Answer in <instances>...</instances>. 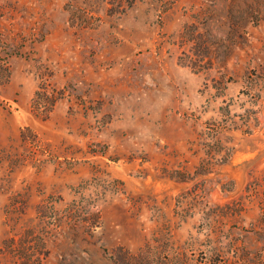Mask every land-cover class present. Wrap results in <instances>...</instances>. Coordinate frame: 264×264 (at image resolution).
<instances>
[{"label":"rangeland","instance_id":"1","mask_svg":"<svg viewBox=\"0 0 264 264\" xmlns=\"http://www.w3.org/2000/svg\"><path fill=\"white\" fill-rule=\"evenodd\" d=\"M18 253L264 264V0H0V264Z\"/></svg>","mask_w":264,"mask_h":264},{"label":"trees","instance_id":"2","mask_svg":"<svg viewBox=\"0 0 264 264\" xmlns=\"http://www.w3.org/2000/svg\"><path fill=\"white\" fill-rule=\"evenodd\" d=\"M45 100H42V102L38 105L37 108L42 107L43 105L45 106V104H47V102H44ZM19 254V258L23 259L24 261H26V264L28 263L27 261L29 260V254H25V253H18Z\"/></svg>","mask_w":264,"mask_h":264}]
</instances>
